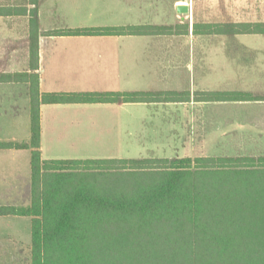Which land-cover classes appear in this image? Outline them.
<instances>
[{
	"label": "crops",
	"instance_id": "1",
	"mask_svg": "<svg viewBox=\"0 0 264 264\" xmlns=\"http://www.w3.org/2000/svg\"><path fill=\"white\" fill-rule=\"evenodd\" d=\"M182 6L188 11L179 12ZM0 10V76L36 74L41 94L242 92L264 97V33L194 31L195 25H264V0H0ZM34 14L37 70L31 67L30 50ZM134 27L170 29L57 34ZM40 128L43 160H141L125 154L138 142L177 146L170 158L143 159L218 158L202 148L264 142V101L42 104ZM218 134L230 140L218 141ZM30 141L31 85L1 82L0 144ZM31 152L0 149V207H21L30 182L32 198ZM28 161L31 172L25 178ZM20 218L27 217L0 216L1 258L31 253V245L21 242Z\"/></svg>",
	"mask_w": 264,
	"mask_h": 264
},
{
	"label": "trees",
	"instance_id": "2",
	"mask_svg": "<svg viewBox=\"0 0 264 264\" xmlns=\"http://www.w3.org/2000/svg\"><path fill=\"white\" fill-rule=\"evenodd\" d=\"M169 29L101 28L57 34H159ZM194 31L264 33V25H195ZM30 40L31 67L37 70L36 14ZM13 81L31 85V141L0 144V149L32 150V198L27 207H0V216L32 220L31 264H264L260 241L264 203L237 202L235 194L241 192L228 187L231 176L261 174L264 158L43 160L40 152L42 104L248 102L264 97L242 92H200L193 97L41 94L36 74L0 76V83Z\"/></svg>",
	"mask_w": 264,
	"mask_h": 264
},
{
	"label": "rangeland",
	"instance_id": "3",
	"mask_svg": "<svg viewBox=\"0 0 264 264\" xmlns=\"http://www.w3.org/2000/svg\"><path fill=\"white\" fill-rule=\"evenodd\" d=\"M232 107H220L221 109H229ZM233 109V108H232ZM224 110V111H225ZM228 112V111H226ZM232 117L235 118L238 115L234 114L231 111ZM210 114L207 113V116ZM219 122V121H218ZM233 123V122H232ZM219 128H221V123H218ZM221 131V130H220ZM219 133V132H218ZM250 133V132H249ZM222 137L220 134L217 135L218 141L223 140L227 141L230 139H221ZM143 141V140H141ZM250 141H253L250 139ZM260 142V143H258ZM165 145V144H164ZM162 145L161 143H148V144H141L137 143L136 146L131 147L132 150L126 151L125 154L127 156L132 158H170L171 154L174 153L173 151L177 149V146H170L168 147ZM201 149V148H200ZM199 146L196 148V150L200 151ZM205 151H208L207 153H212L213 155L217 154L218 158H240L239 156L246 157V158H264V142H262V139L256 140V143H250L246 145H208L203 147ZM203 151V150H202ZM176 154V153H175ZM122 155V154H121ZM187 158V157H186ZM192 159H196L193 158ZM171 160V159H170ZM30 162H27L26 170L24 173L25 178L30 176ZM29 175V176H28ZM239 176H231L232 181H230L231 184L228 185L230 189L236 188L233 190L234 192H241L240 194H235V197L238 199L237 202H241L244 200L247 203L251 204H258L263 202L264 203V195L257 197V195L263 194L264 192V171H261V174L247 176L245 173L239 174ZM227 177V176H225ZM245 177V178H243ZM229 178V177H228ZM30 182V179H28ZM239 181V182H238ZM243 181V184H241ZM228 183V182H226ZM25 190L22 195V201L19 203L21 207H27L29 206L31 202V182L29 184H26ZM245 195V196H244ZM257 197V198H256ZM22 222H24V225H21L19 229L22 231V244L25 245H31L32 237H31V219L29 218H20ZM260 241H264L260 240ZM1 262L0 264H31V253L29 254L28 251L25 250L23 254L21 253L20 256H18L17 260L13 257H0Z\"/></svg>",
	"mask_w": 264,
	"mask_h": 264
},
{
	"label": "water",
	"instance_id": "4",
	"mask_svg": "<svg viewBox=\"0 0 264 264\" xmlns=\"http://www.w3.org/2000/svg\"><path fill=\"white\" fill-rule=\"evenodd\" d=\"M179 12H184V11H188V8L186 6H182L178 8Z\"/></svg>",
	"mask_w": 264,
	"mask_h": 264
}]
</instances>
